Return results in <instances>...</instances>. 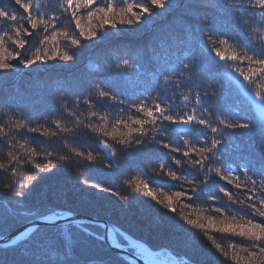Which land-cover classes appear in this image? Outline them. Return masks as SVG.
Instances as JSON below:
<instances>
[{"label":"trees","instance_id":"1","mask_svg":"<svg viewBox=\"0 0 264 264\" xmlns=\"http://www.w3.org/2000/svg\"><path fill=\"white\" fill-rule=\"evenodd\" d=\"M56 2L57 0H43L45 5H54ZM111 2L117 11L124 6L119 0H111ZM127 2L147 4V0H127ZM214 2L215 0H166L164 8L154 9L150 17L142 18L138 24H118L116 28L109 26L100 30L97 37L91 41L82 39L79 47H73L70 41L62 36L58 37L59 47L68 50L74 56V60L65 62L58 59L43 64L38 63L31 68L20 65L13 72H0V111L14 109L18 119L30 117L36 121L33 126L40 125L45 130L52 128L55 131L44 117H48L49 120L62 118L60 116L62 109L59 106L65 97L70 104L72 98L76 96H81V99L94 97L96 86L99 85L105 91L111 89L117 96V101L101 103L92 109L107 115L109 131L117 119L128 120L137 116L146 118L130 107L131 104L140 102H146L148 106L154 103H162L165 106L179 104L176 112L180 115L189 112L191 108H196L201 118L214 119L206 115L199 104L186 103L180 99L183 96H189L191 99L193 92L217 93L213 100L205 104L208 113L216 111L219 114L223 109L225 118L229 120H240L245 114L250 116L252 111L259 116V110L252 96L249 95L247 83L232 68L224 67L223 62L214 52H210L205 46L204 36L214 26L232 31L233 36L236 37L232 43L237 47L244 40L243 32L240 31L237 36V30L228 23L227 19L224 20L223 25L218 22L202 21L203 17L216 18L221 15L219 10L210 6ZM0 7L17 10L18 14H22L23 11L13 5L12 0H0ZM81 15V23L88 27L89 21L84 10L81 11ZM91 24L92 26L97 24L95 18ZM57 28L67 31L70 36H77L78 30L67 16L57 22ZM42 34L40 32L30 38L31 47L24 53L25 57L37 46ZM9 48L14 50L11 43ZM124 59L130 61L128 66L122 65ZM194 62H202L204 70L200 68L194 72L183 70V64L191 65ZM260 83H264V80ZM168 97L173 99L169 100ZM120 100L126 103L120 104ZM8 105H11L12 109ZM249 105L251 109L248 108ZM79 114L84 123L89 122L85 119L88 114L83 106H80ZM92 121L100 123L96 118H92ZM166 124L167 122L163 124L158 122L156 126L146 125L153 128L147 139L151 140L155 136L157 141L163 140L165 143L180 146V136H183V132L180 136L161 135L158 129H163ZM66 126L71 128L73 125L71 121H67ZM175 127L188 131L193 126L176 125ZM77 131L79 138L76 133H62L60 140L66 137L70 147H76L86 153L91 152L95 156L94 161L77 158L65 149L57 151L51 143L46 142L48 137L40 133L29 134L31 138L27 146L36 147L37 151L41 152L45 150L54 152L57 157L69 154L70 159L57 163L56 168L40 174L36 181L29 182L23 177L18 178L17 185L12 190L3 187L4 184L9 183L7 178L0 179V236L28 222L15 215L22 209H33L44 213L48 210L81 212L107 219L153 248L165 247L176 257L190 258V262L236 264L224 257L223 253L215 249L212 244L214 240L231 255L232 249L229 245L232 241L226 235L217 232L215 228L208 227L205 231L189 225L179 213L187 215L190 219H198L206 226L207 218L215 217L216 226L220 227L219 222L224 216L215 209L221 208L225 212H228V209L225 207L227 198L218 192V186L227 187L240 199L244 198L243 190L236 191L226 181L220 180L213 174L204 194L193 197L191 201L184 198L176 201L174 206L177 208V213L168 214V210L163 209L162 205L156 204L142 192L134 191L135 184L140 181L147 182L149 188L155 192L157 200H163L165 194L171 195L175 191L203 187L199 180L200 176L206 173L201 172L197 176L196 170L186 162L187 158H185L182 160L185 164L183 175L187 177V181L195 179L197 183L191 185L185 180L172 181L165 173L170 167L176 170L179 166L172 165L169 154L158 143L145 144L143 147L134 143L124 146L108 138V143L115 149V155L112 156L107 149L98 146L97 140L93 138L95 134L90 135V130L81 127ZM227 131H235L241 137V146L245 148L246 155H255L250 146L253 140L259 141V128L247 133H242L238 129ZM183 138L191 140L192 136ZM100 139L104 138L100 137ZM17 140L24 142L25 138L18 136ZM200 146L204 145H197ZM172 155L181 157L180 153ZM195 158L193 156V159ZM160 164L165 165L164 170L159 168ZM214 167L223 166L217 161ZM21 171L27 172L28 169L22 168ZM222 174L227 175L226 172ZM85 179L88 180V184L83 183ZM243 180L244 177L241 176L240 181ZM93 183L101 187H111L113 192L119 193V196L91 187ZM23 185L27 187L23 188L24 195L20 196L19 192ZM212 195H216L218 199L210 200L208 197ZM244 212L246 210L241 211L237 205L228 212V215L236 214L238 219H242ZM82 224L89 226L90 231L102 235L101 229L96 228L95 223ZM49 231L55 232L54 229ZM25 240L26 237L13 245L0 246V261L3 264H35V261L42 259L40 254L34 252L25 243ZM236 251L241 257L245 255L240 251L239 246ZM70 259L73 264H121V260L126 261L104 240L79 232L75 234Z\"/></svg>","mask_w":264,"mask_h":264},{"label":"snow or ice","instance_id":"2","mask_svg":"<svg viewBox=\"0 0 264 264\" xmlns=\"http://www.w3.org/2000/svg\"><path fill=\"white\" fill-rule=\"evenodd\" d=\"M119 2L124 4L119 11L111 0H99V2L98 0H57L54 5H45L43 0H12L13 5L23 10L22 14H18L17 10L0 7V72H13L20 65L31 68L38 63L43 64L58 59L65 62L73 61L74 56L68 50L59 47L58 37L62 36L70 41L73 47H79L82 39L91 41L102 29L109 26L116 28L118 24H138L142 18L150 17L154 9H162L166 6V0H147V4L128 3L127 0H119ZM210 6L219 10L221 15L216 18L203 17L202 21L218 22L223 25L224 20L227 19L228 23L237 30V36L240 31L243 32L244 40L237 47L232 43L236 39L232 31H225L223 27L214 26L204 36L205 46L210 52H214L215 56L223 62L224 67L232 68L247 83L249 95L252 96L259 110V116L252 111L250 116L245 114L240 120H229L225 118L223 109L219 111V114L216 111L208 113L205 104L213 100L217 93L193 92L191 99L189 96H183L180 99L186 103L199 104L201 110L214 119L201 118L196 108H191L189 112L180 115L176 112L179 104L165 106L162 103H154L148 106L146 102H140L133 103L130 107L134 108L137 114L142 113L146 118L142 119L137 116L136 118L130 117L128 120L117 119L109 131L107 130V115L92 109L101 103L117 101V96L111 89L105 91L97 85L94 97L81 99V96H76L72 98L71 104L65 97L59 106L62 109L60 113L62 118L49 120L48 117H44L45 121L51 123L55 129L53 131L52 128L45 130L40 125L33 126L36 121L30 117L18 119L17 112L12 109L11 105H8L12 110L0 111V179L7 178L9 181L3 187L12 190L20 177L29 182L36 181L40 174L49 172L57 167V163L70 159L69 154L57 157L54 152L46 150L41 152L37 151L36 147L27 146L31 138L29 134L40 133L48 137L46 142L51 143L57 151L65 149L71 155L87 161H94L95 156L91 152L86 153L76 147H70L66 142V137L60 140L62 133H76L79 138L77 130L81 127L88 129L90 135L95 134L93 138L97 140L98 146L107 149L112 156L115 155V149L108 143V138L124 146L134 143L143 147L145 144L158 143L169 154L172 165L179 166L176 170L170 167L166 171L165 175L168 178L176 182L185 180L191 185L197 183L195 179L187 181V177L183 175L185 164L182 160L187 158L186 162L196 170L197 176L201 172L206 173L200 176L199 180L203 187L175 191L171 195L165 194L163 200H157L155 192L149 188L147 182H137L134 191L142 192L156 204L162 205L163 209H167L168 214H173L177 213V208L174 206L176 201L182 198L191 201L193 197L204 194L213 174L220 180L226 181L236 191L243 190L244 198L240 199L227 187L218 186V192L227 198L225 207L228 212H231L237 205L241 211L246 210L242 219H238L236 214L229 216L228 212L221 208L215 209L217 213L224 216V219L219 222L220 227L216 226L215 217H208L206 226L198 219H190L183 213L179 215L189 225L198 229L206 231L208 227H211L226 235L232 241L229 245L232 249L231 255L214 240L212 244L228 260L236 264H264V219H257L264 218V83H260L264 80V0H215ZM82 10L89 21L88 27L81 23ZM64 16L74 23L75 29L78 30L77 36H70L67 31L57 28V22L61 21ZM94 18L97 24L92 26L91 22ZM40 32L43 33L42 38L31 50L30 55L25 57L24 53L31 47L30 38ZM9 43L14 50H10ZM121 63L123 66H128L130 61L124 59ZM182 67L187 72H194L197 68L204 70L202 62H194L191 65L183 64ZM167 99L172 100L173 98L168 97ZM119 103L125 104L126 101L120 100ZM80 106H83L88 114L85 118L89 120L88 123H84L80 117ZM248 108L251 109V105ZM92 118H96L100 123L93 122ZM67 121H71L73 125L71 128L66 126ZM158 122L162 124L167 122L163 129H158L162 136L167 137L169 134L180 136L183 132V136H180V146L165 143L163 140L157 141L155 136L151 140L147 139L153 128L146 127V125L156 126ZM176 125H192L193 127L188 131H183L176 128ZM254 128L260 129L259 141L253 140L250 146L255 155L245 154V148L240 142L241 137L235 131L226 132V130L238 129L242 133H247ZM18 136H23L25 141L19 142ZM184 136H192V139H184ZM53 138L56 139L53 140ZM199 144L204 146L197 147ZM173 153H180L181 157L177 158L176 155H172ZM193 156L196 158L193 159ZM217 161L221 162L222 168L214 167ZM22 168H27L28 171H21ZM159 168L164 170L165 165L160 164ZM222 172H226L227 175H223ZM241 176L244 177L243 181H240ZM83 183L88 184V180H83ZM24 187L27 185L21 186L20 196L24 195ZM91 187L119 196V193L113 192L111 187H101L96 183H93ZM208 198L213 201L218 199L216 195ZM121 199H127V197H121ZM61 211L63 210H48L44 213L33 209H22L15 213L18 218L28 220V226L18 236L26 237L25 243L42 257L35 261V264H73L70 256L77 232L106 240L110 247H116L120 252L127 254L129 260H121V264H132L133 260L136 264H190V258L173 257L170 255V250L165 247L153 248L146 245L117 224L97 223L95 227L101 229V235L90 231L89 226L76 223L74 217H69L66 227L61 223H47L51 216H59ZM49 229H54L55 232ZM17 238L8 236L4 237V240L7 244H13ZM238 246L245 254L243 257L236 251ZM162 256H168V259H159ZM0 264L3 262L0 261Z\"/></svg>","mask_w":264,"mask_h":264},{"label":"water","instance_id":"3","mask_svg":"<svg viewBox=\"0 0 264 264\" xmlns=\"http://www.w3.org/2000/svg\"><path fill=\"white\" fill-rule=\"evenodd\" d=\"M69 217H74L76 223H83V222H88V223H108V224H115L107 219L104 218H98L96 216L90 215V214H86V213H81V212H65V213H61L59 216H51L47 223L49 224H55V223H61L66 225V221L69 219ZM28 226V222H25L23 224H21L20 226H18L16 229L12 230L11 232H9L8 234H6L5 236L0 237V246H9L11 244H7V242L4 240V237H8V236H16L18 237L15 241V243L23 238L18 236V234L23 231V229L25 227ZM134 237V236H133ZM139 240V239H138ZM106 241V240H105ZM140 242L145 243L142 240H139ZM107 242V241H106ZM14 244V243H13ZM108 244V242H107ZM146 245H148L147 243H145ZM109 245V244H108ZM117 254H119L121 257H123L126 260H129V256L125 253L120 252L116 247H111ZM132 263H136L134 260L132 261ZM190 264H201V263H197V262H192Z\"/></svg>","mask_w":264,"mask_h":264},{"label":"rangeland","instance_id":"4","mask_svg":"<svg viewBox=\"0 0 264 264\" xmlns=\"http://www.w3.org/2000/svg\"><path fill=\"white\" fill-rule=\"evenodd\" d=\"M170 255H172L171 253H170ZM173 256V255H172ZM174 257V256H173ZM159 259H162V260H167L168 259V256H162V257H159Z\"/></svg>","mask_w":264,"mask_h":264}]
</instances>
